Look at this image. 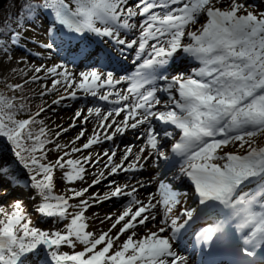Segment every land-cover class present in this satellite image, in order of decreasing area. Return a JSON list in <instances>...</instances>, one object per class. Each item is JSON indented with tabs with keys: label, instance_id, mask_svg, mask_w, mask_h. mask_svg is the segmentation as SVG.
I'll use <instances>...</instances> for the list:
<instances>
[{
	"label": "snow or ice",
	"instance_id": "1",
	"mask_svg": "<svg viewBox=\"0 0 264 264\" xmlns=\"http://www.w3.org/2000/svg\"><path fill=\"white\" fill-rule=\"evenodd\" d=\"M74 3L73 10L65 0H43L39 4L25 5V11L31 15L50 10L54 23L49 30L53 34L58 30L57 26H62L69 39H83L85 32L108 38L112 41L114 53H106L107 56L118 54L120 59L127 60L135 47L132 63L136 70L123 76H118L115 70L104 71L103 67L75 73L64 63L30 69L35 76L28 83L49 78L51 88L48 92L59 91L58 86H62L67 95L53 101L54 104H60L64 99L76 100L79 90L85 96L113 105L103 115L101 107L88 108V115L77 110L69 128L76 127V120L86 123L94 113L99 118L98 127L103 134L94 128L82 147H72L70 151H63L68 145L56 144V150L63 151V155L54 162H42L47 160L46 145L54 143L48 138L46 128L40 127L34 133L29 127L31 124H43V121H37L33 116L17 120V112L0 111V137L9 142L15 162L31 173L29 186L42 199L37 211L61 221L71 217L62 231L48 232L32 226L22 201H14L11 212L0 207V217H3L0 218V264H187V258L173 250V241L179 239L181 231L191 220L193 210L181 212V216L187 217L183 224H178L177 219L169 221L172 209L187 193L174 188L173 183L159 171L161 162L167 163L169 155L162 150L161 133L154 121L179 130V139L172 144L171 152L187 164V167L181 166L180 176L189 180L201 205L211 198L206 196V186L223 183L230 190L233 185L247 179L235 169L246 167L245 162L256 157V153L245 157L233 154L217 156L215 153L233 140H243L242 134L246 131L264 130V17L247 11L238 0H231L227 7L217 6L220 0H136L134 4L132 0H74ZM201 13L206 14L207 22L198 32H187L192 43H182L185 29L197 23ZM136 17L142 18L138 26L130 22ZM96 22L101 27H97ZM122 29L128 32L136 30L139 35L130 40L121 38ZM21 39L18 31L11 26L6 27L0 31V53L11 59V49L19 47ZM40 47L50 51L58 45L52 40ZM181 52L191 54L202 65L192 69L193 75L178 73L169 77L166 72L158 71ZM28 55L32 53L28 52ZM76 55L91 60L97 53L81 48ZM40 73H44V77ZM158 81L163 83L158 84ZM125 82H130L129 87L117 88ZM15 87L23 85L13 86V90ZM158 92L166 94V99L158 96ZM113 96L116 98L110 99ZM43 111L45 109H41ZM121 113L124 115L117 119ZM39 115L37 112L36 116ZM141 126L146 127L136 137L142 141L139 151L133 152L134 145H126L119 163H116V149L113 148L111 154L105 150L103 156L107 163L104 167L108 169V176L101 170L89 187L119 173L140 172L146 164L158 170L152 180L135 178V184L123 185L110 180L109 187L116 185L110 193L103 196L93 194L76 205L69 201L84 197L89 188H70L71 196L53 193L55 170L68 169L62 178L72 183L84 179L85 165L94 167L100 163L99 158L93 161L91 153L78 158H72L73 154L93 145L114 141L127 130ZM68 130L58 131L56 137ZM86 132L87 129L81 127L72 143L85 137ZM162 136L169 138L174 133L164 129ZM212 160H225L226 163L218 166L210 163ZM253 167H257L258 174L264 175V151L259 153L258 166ZM3 174L4 168L0 165V190L6 187ZM133 178L129 176L128 179L131 181ZM152 183L157 184V191L149 192L146 202L138 199L136 193ZM129 188L131 190L126 191ZM121 196L130 199L109 230L98 235L87 231L85 212L93 206L90 201L102 204L105 200ZM0 199H7V195ZM158 205L163 211L158 224L169 226L149 230L146 235L139 236L138 228L157 221ZM73 207L79 211L69 212ZM106 219L112 220V216ZM114 229L115 233L110 234ZM169 231L171 235H165ZM125 235L127 238L118 243ZM252 235L255 233H250ZM196 239L199 243L200 234ZM242 239L245 245L243 254L254 256L264 250V241L249 247L250 239ZM62 246L71 251H62ZM78 246L81 250H76Z\"/></svg>",
	"mask_w": 264,
	"mask_h": 264
},
{
	"label": "rangeland",
	"instance_id": "2",
	"mask_svg": "<svg viewBox=\"0 0 264 264\" xmlns=\"http://www.w3.org/2000/svg\"><path fill=\"white\" fill-rule=\"evenodd\" d=\"M136 0H132V3L134 4ZM231 0H220V4L217 6L223 5L224 7H227L228 3H230ZM238 2L242 3L245 6V9L247 11H251L253 14L257 15L258 17H264V0H238ZM246 14V13H245ZM142 18L136 17L133 21L139 25V22ZM198 22L195 24H190L185 29L186 35L184 39H182V43L188 44L192 43L190 37L187 36L188 31H196L201 28L203 24L207 22V16L206 14L201 13L199 17L197 18ZM97 27H101L99 22H96ZM36 31H31L33 35H36L37 37H40L42 40H44L46 43L51 42V38L48 37L46 34V29L39 28ZM40 31V32H39ZM45 33V34H41ZM139 33L136 30H132L131 32H128V30H121V38H127L132 39L136 36H138ZM92 39H87L85 42V46L89 44L95 45V47H99L101 52L106 55V53H114V47L112 46V41H110L108 38L99 37L91 33ZM36 37V38H37ZM36 38H33L36 40ZM93 41V42H92ZM33 47L36 48V54L40 53L41 55H28L25 51H19L14 52L11 55V59L8 58V56L4 55L3 53H0V89H2L3 92L8 93L11 92L12 96L9 97L11 99L10 102L11 105L8 107L6 104L2 103L0 101V111L5 110H12L11 107H15L14 110L17 112V115L15 116V119L17 120H24L27 119L28 116H32L25 113L26 110L31 109L29 107V104H35L37 107H34L35 112H38L40 108H44L45 110L49 109L50 113V124L52 127L56 129V132L48 133V138L54 140V143H50L46 145L47 150V160L42 162H48V161H55L58 156L63 155V151H70L72 147H82V144L87 142V137L91 136L93 134V129H98L102 134L103 130L99 129V118L95 116L93 113L89 116V119L86 123H82L81 120H76V127L69 128V126L73 123V117L75 115V112L77 110H82L83 115H88V108H94V107H101V114H106V112L113 107L112 104L100 101L96 97L91 96H85L82 92L77 90V99H64L60 102V104H54L53 101L58 100L62 95L66 96L67 94L63 91L62 86H58L60 88L59 91H52L48 92V89L51 88V79L49 78H42L38 82L32 83L27 82L30 81L34 76V71H31L30 69H34L35 67H38L40 65L45 66H52L57 63H64L69 70L79 73L83 70H90L91 68H101L103 67L104 71L109 70H115V73L118 76L123 75H131L136 70V65L132 63L133 57L135 55V47L133 50H131L128 54L127 60H123L119 58L118 54L107 56L110 62L114 61V65H112L109 61H104L98 56H94V58H98L97 61H84L83 57L75 55L73 59H68L65 55V50L63 52L62 49H56L53 48L52 50H45L44 48L40 47L37 43L31 44ZM87 46V47H88ZM116 59V60H114ZM175 60H180L177 63V65L172 67V71H170L169 77L176 75L178 73H183L186 76L193 75L192 69H198L202 65L199 61L195 59L194 56L191 54H185V53H179L175 58ZM190 59V60H189ZM23 60L24 63H19V61ZM190 65L188 62L191 61ZM199 62V65L196 66V63ZM137 63H140L138 61ZM175 63V64H176ZM13 69H17V71H13ZM159 71V69H158ZM41 77H44V73H40ZM163 83V82H162ZM23 85V87H15V90H13V86L16 85ZM130 82L122 83L121 85H118L117 88H127L129 87ZM104 91V90H101ZM32 96V100L23 99L22 102H18L20 100V97L26 96ZM31 93V94H30ZM42 93H45L42 95ZM41 95V96H39ZM158 96L161 97V93H157ZM161 97L162 99H166V94L162 93ZM178 96V94H177ZM116 97H110V99H115ZM12 99H14L12 101ZM40 103V104H39ZM42 103V104H41ZM126 103V102H122ZM59 105H61L59 107ZM160 110H164L162 106H158ZM22 109V111H21ZM53 110H56L55 112H51ZM33 111V110H31ZM124 113H121V117H118L117 119H121ZM37 121H40L39 118ZM157 130L160 128L161 124L159 122H155ZM44 124V122H43ZM43 124L36 123L29 125L30 128L33 130V132H38L40 127H43ZM81 127H84L87 129L85 137L81 138L80 140H77L74 144L72 141L75 139V137L79 134ZM144 127L141 126L140 128L136 130H127L126 133L123 136H117L114 141L111 142H103L97 145H93L88 150H83L82 152H78L73 154L72 158H78L82 156H87L89 153L92 154V159L95 156V159L93 161H96L97 158L100 159V163L95 165L94 167H90L88 165H85L86 171L84 173V179L83 180H77L72 183H67L63 178V172L67 171L68 169L64 170H55L53 174V182H54V189L53 193L55 195H66L71 196V192L69 191L70 188H74L75 190H82L83 188H89V191L85 193L84 197H78L75 199H72L69 201L70 204L76 205L79 203L81 199H89V197H92L93 194H98L100 196H103L105 193H110L116 185H112L109 187V181L115 180L118 184L123 185L125 183L135 184L136 179L140 178L145 181L152 180L153 176L158 171L157 169L151 168L150 165L146 164L145 168L140 172H134V173H119L114 176L108 177V179H102L101 183L89 187V185L92 184L93 180L97 178L99 175V172L101 170L104 171V175L108 176V169H106L104 166L107 163V158L103 156V153L105 150H108L109 154H111V151L113 148L116 149L117 155L114 157V161L116 163H119L120 157L123 155V150L126 145H134L133 152H138L139 147L142 144V141L137 140V135L143 132ZM62 129H69L67 132H62V134L59 136H64V139H60L56 137V133L58 131H61ZM111 131V130H109ZM173 133L176 132L175 129L170 130ZM43 138V137H42ZM246 139V141L251 142L253 145V151L251 152H244L240 148H233L235 143H238V140H233L226 146H222L220 149L216 151L217 156H225L226 154H233L240 157L245 156H252V153H256V157H253L249 161L245 162L246 167L243 168H237L235 171L238 174H241L243 176H246L248 178L252 177L253 181H251L249 185L254 183L253 185H258V187L255 189V186H252L247 191H241L240 188H235L236 185H233L235 195L239 196V199H237V202L245 203V201H248L249 207L252 209V211L258 210V208L254 207H264V175L258 174L257 167H253V165L258 166V157L259 153L264 151V130H258L255 133H252L250 130L246 131L243 134V139ZM161 147L162 150L165 151L167 154L169 153V145L172 144V142L175 140V133L173 137L165 138L162 136L161 133ZM6 138L0 137V143L6 144ZM56 144L61 145H68L67 148H65L63 151L56 150ZM7 145V144H6ZM5 145V146H6ZM9 145V144H8ZM7 147V146H6ZM246 153V155L244 154ZM40 153L37 152V156H39ZM67 159V157L65 158ZM131 159V157H130ZM14 157L12 155V151L10 150V145L6 149L0 148V165L4 168V174L5 175H14V179L16 177H20L22 181H13L12 178H8L7 180H3L6 187L3 188V190H0V197H3L5 194L7 195V199H0V207H3L6 211L11 212L14 210L11 206L12 204H4L5 202L9 200H18L16 197L20 198L22 197L23 202L22 206L24 207L27 216L32 221V226H35L43 231L53 232L57 230H63L64 225L68 222H70L71 217H69L68 220L61 221L59 218L56 217H47L45 219H41L45 215L40 214L37 211V208L42 203V199L36 194L35 190L30 188L29 184H26L25 190L22 192H19L18 189L21 187L19 186V183L25 182L23 179L28 180L31 176V173L28 172L26 169H24L22 166H19L17 163L16 165L12 164L14 161ZM210 163L218 166H222L226 163L225 160H212ZM13 165V166H12ZM16 166V167H14ZM164 162H161V168L159 171L162 173L163 171ZM184 167H187V164L184 163ZM180 167L176 168L172 173L165 175L166 179L168 181H171L173 183L174 188L180 190L181 192H186V196L180 197V203L177 204L171 211L169 215V221L172 219H177L178 224H181L184 220L185 216H181V212H183L185 209H192V213L197 210L196 205V194L193 187H191L189 184H187L186 177L180 176ZM129 176L134 177L131 181H129ZM2 177V178H3ZM18 177V178H19ZM174 177H179V179H174ZM30 181V180H29ZM225 184H211L209 186H206L204 188V191L206 194L215 193L220 188H222ZM238 186H241V184H237ZM137 187H139L137 185ZM131 189H126V191H130ZM157 191V184L152 183L150 186L144 189H140L139 192L136 193V196L138 199H141L143 201H147L148 193L153 192L155 193ZM234 193V192H233ZM243 198V199H241ZM129 197L127 196H121V197H115L108 200H105L102 204H97L95 201H90L93 206L89 208L85 212V216L88 217L87 223H88V229L87 231H91L95 234H100L101 232H107L109 228L111 227V223L113 220L119 216L122 211L124 210V206L128 203ZM232 201H234L232 199ZM54 202V201H53ZM236 208V206H234ZM79 211V209L73 207L69 208V212L75 213ZM112 216V220L106 219L108 216ZM163 216L162 206L158 205V214H157V221H152L147 224L146 227L138 228L136 231L138 232L139 236H144L148 233L149 230L156 231L159 227H168L169 225H159L158 222ZM260 215H257V217ZM3 218V217H0ZM50 218V219H48ZM103 221V223H101ZM37 222V223H36ZM119 228V225L117 226ZM115 229L110 234L115 233ZM165 235H171V232L169 231ZM126 235L121 237V240L118 241V243L122 242L124 239H126ZM62 251H71L67 246H62ZM76 250H81V247L78 246ZM196 257V255H195Z\"/></svg>",
	"mask_w": 264,
	"mask_h": 264
},
{
	"label": "trees",
	"instance_id": "3",
	"mask_svg": "<svg viewBox=\"0 0 264 264\" xmlns=\"http://www.w3.org/2000/svg\"><path fill=\"white\" fill-rule=\"evenodd\" d=\"M42 2H43V0H9L8 3L6 4V6L4 7V9L2 10V12L0 14V31H3L6 27L11 26L16 31H18L22 36V39L20 40V43H19V47H13L11 49L10 54H12L14 52H19L21 50L25 51V49H27V53L30 52V53L36 55V48L33 47L31 44L32 43H37L39 45L46 44V42L44 40H42L40 37H37L36 35H33L31 33L32 30L35 32L36 31L38 32L37 29H39V28L46 29V34L45 33H41V34H45L48 37H50L52 40L55 41L56 45H58V43L60 41L65 42V40H68L67 34H66L67 31H66V29H63L62 26H57L58 30L56 31L55 34H53L49 30L54 23V17H53L50 10H41L39 12V14L32 13L31 15L25 11V5L39 4ZM65 2L69 3L70 6L74 10V8H75L74 0H65ZM33 38H36V40ZM27 95H28V93L26 94V96L20 97V100L18 102H22L23 99L32 100V96L30 97ZM11 96H12L11 92L5 93L2 91V89H0V101H2V103L6 104L8 107H10V105L12 103V102H10L11 99L9 98ZM39 96H41V95H39ZM13 100L14 99H12V101ZM29 105H30L29 107H31V109H28L25 111L26 115L27 114L32 115L33 117L36 118V120L39 118L40 121H43L44 122L43 127L46 128V131L48 133L56 132V129L54 127H52L50 124V122H51L50 116L51 115L49 113L50 112L49 109L40 113L39 116H36L37 112H35L34 107H37V106L35 104H29ZM11 108H12V110L15 109V107H11ZM41 109H43V108H40L38 111H40ZM31 110H33V111H31ZM55 111L56 110H53L51 112H55ZM28 118H29V116H28ZM34 133H37V132H34ZM60 139H64V136H61ZM6 144L5 145L7 147L4 144L0 143V148H2V149L8 148V146L10 145L9 142L6 141ZM238 148L242 149V151H244V152H247L249 150H254L252 143L248 142V141H245V143H243V142L239 143ZM234 149H235V146H234ZM13 164L16 165V162L14 161ZM25 184H24V182H22L20 184L21 185L20 187H22V189H24V190L27 186ZM20 190H21V188L18 189V191H20Z\"/></svg>",
	"mask_w": 264,
	"mask_h": 264
},
{
	"label": "bare ground",
	"instance_id": "4",
	"mask_svg": "<svg viewBox=\"0 0 264 264\" xmlns=\"http://www.w3.org/2000/svg\"><path fill=\"white\" fill-rule=\"evenodd\" d=\"M99 51H100V49L97 48V49H95L92 52H96L98 58H100L101 60L109 61V59L107 57H105V56H102ZM97 59L93 57L91 60H85V59H83V60L91 62L93 60L97 61ZM114 60H116V59H114ZM176 62H178V60L172 61V67L174 65L175 66L177 65ZM111 64H114V61ZM13 163H14V161H13ZM14 167H16V166H14ZM7 179L8 178L3 177V180H7ZM236 222L238 223V225L231 232L232 233L235 232V234H236L237 232H239V229H240L241 237H242V235H243L242 234V229H247V226L243 223V221L239 220L238 218L236 219ZM215 223H216L217 226L213 227L209 234H204L202 232V234L205 237H207V236L210 237V238H208L207 247H210L212 244L223 243L225 241V239H226L228 230H231L232 227H233V225H231L229 223L226 224V220L223 219V218H219L218 220L215 221ZM205 237L203 239H205ZM241 237L238 239L239 246H243V241H242ZM196 238L193 237V239H192L190 237H187V234H182V232H181L180 236H179V239L173 241V250L176 251L181 256L186 257L187 258V264L188 263L189 264H197V263L194 262L195 255L199 254V252H201L200 250L202 249V247L205 246L202 243L203 239H202L201 235H200V242L199 243H197V239Z\"/></svg>",
	"mask_w": 264,
	"mask_h": 264
},
{
	"label": "water",
	"instance_id": "5",
	"mask_svg": "<svg viewBox=\"0 0 264 264\" xmlns=\"http://www.w3.org/2000/svg\"><path fill=\"white\" fill-rule=\"evenodd\" d=\"M9 0H0V14Z\"/></svg>",
	"mask_w": 264,
	"mask_h": 264
}]
</instances>
